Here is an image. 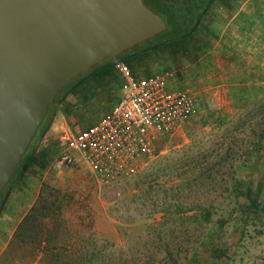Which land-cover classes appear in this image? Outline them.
<instances>
[{
	"label": "rangeland",
	"instance_id": "rangeland-1",
	"mask_svg": "<svg viewBox=\"0 0 264 264\" xmlns=\"http://www.w3.org/2000/svg\"><path fill=\"white\" fill-rule=\"evenodd\" d=\"M253 12L259 23L255 38L241 39L239 46L226 49L229 54L217 49L216 39L210 42L201 24L183 45L130 61L135 75L173 71L200 95L201 104L175 131L161 135L156 153L128 177L99 183L84 166L61 173L50 167L65 134L92 123L121 93L113 65L91 67L57 92L47 125L32 143V161L8 190L0 213V254L39 190L50 186L70 194L74 207L89 214L95 240L122 246L129 260L149 247L148 226L160 218L164 205L181 203L211 213L196 238L190 234L193 223L175 225L173 236L179 228L188 233L183 239L170 237V243L192 245L181 264H264V213L253 210L243 196L249 189L264 206V138L257 146L264 132V0H257ZM209 241L223 243L221 257L193 252Z\"/></svg>",
	"mask_w": 264,
	"mask_h": 264
},
{
	"label": "water",
	"instance_id": "water-1",
	"mask_svg": "<svg viewBox=\"0 0 264 264\" xmlns=\"http://www.w3.org/2000/svg\"><path fill=\"white\" fill-rule=\"evenodd\" d=\"M164 29L142 0H0V193L57 92Z\"/></svg>",
	"mask_w": 264,
	"mask_h": 264
},
{
	"label": "trees",
	"instance_id": "trees-1",
	"mask_svg": "<svg viewBox=\"0 0 264 264\" xmlns=\"http://www.w3.org/2000/svg\"><path fill=\"white\" fill-rule=\"evenodd\" d=\"M215 1L142 0L145 6L162 18L165 29L124 50L119 54L118 61H123L128 65L131 60H140L150 51L183 45L203 24L207 12ZM112 65L114 67L110 58H104L90 68L111 67ZM83 73L85 72L78 73L60 90ZM51 106L52 104L47 106L41 124L10 180L0 193V213L3 210L11 184L22 176L33 159L32 143L46 127ZM258 137L257 146L261 144L264 132H261ZM243 196L253 210L264 213V206H258L256 198L250 196L249 189L244 190ZM74 202L72 196L61 189L50 186L42 187L32 205L13 230L5 249L0 254V264H24L32 261L37 264H181L183 253L187 252L192 245H186L182 241L170 243V237L183 239L188 233L184 227L181 230L179 228L177 235L173 236L171 233L175 230V225L182 226L185 221L193 223L194 229L190 234L196 238L199 233L198 226L211 216L210 211L200 205L184 206L181 203L164 205L160 218L148 226V229L152 231L149 247H143V250L138 252V259L129 260L125 255L127 251L122 246L117 249L111 242L97 241L93 238L89 231V214L83 209L80 211L74 207L76 206ZM75 218L77 222H74ZM209 246L196 245L193 252L198 255L202 253L204 256L219 258L226 251L223 243L219 241H209ZM141 256L146 257V260L142 261ZM189 264H193V262Z\"/></svg>",
	"mask_w": 264,
	"mask_h": 264
},
{
	"label": "built area",
	"instance_id": "built-area-1",
	"mask_svg": "<svg viewBox=\"0 0 264 264\" xmlns=\"http://www.w3.org/2000/svg\"><path fill=\"white\" fill-rule=\"evenodd\" d=\"M113 63L121 93L92 123L65 134L50 162L54 172L84 166L99 183L128 177L156 153L161 135L199 109L200 95L173 71L135 75L125 62Z\"/></svg>",
	"mask_w": 264,
	"mask_h": 264
},
{
	"label": "crops",
	"instance_id": "crops-1",
	"mask_svg": "<svg viewBox=\"0 0 264 264\" xmlns=\"http://www.w3.org/2000/svg\"><path fill=\"white\" fill-rule=\"evenodd\" d=\"M256 6L257 0H216L203 21L210 42L216 39L217 49L228 53L226 49L236 48L241 39L253 40L252 33H256L259 24L256 15H252Z\"/></svg>",
	"mask_w": 264,
	"mask_h": 264
}]
</instances>
